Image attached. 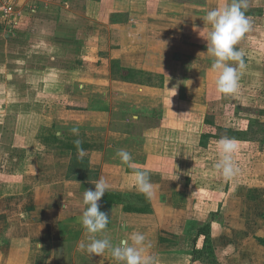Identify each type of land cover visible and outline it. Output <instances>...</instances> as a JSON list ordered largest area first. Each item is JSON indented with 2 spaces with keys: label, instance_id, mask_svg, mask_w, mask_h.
<instances>
[{
  "label": "crops",
  "instance_id": "obj_1",
  "mask_svg": "<svg viewBox=\"0 0 264 264\" xmlns=\"http://www.w3.org/2000/svg\"><path fill=\"white\" fill-rule=\"evenodd\" d=\"M228 2L16 0L19 25L0 27V264H117L107 251L78 249L87 242L83 193L100 178L110 185L98 202L110 220L99 235L113 244L140 232L160 264H204L192 253L209 223L218 262L228 251L226 264H264V184H232L203 221L188 188L216 172V154L203 162V152H217L222 137L201 119L220 99L204 91L218 74L199 32L207 11ZM248 3L252 30L237 47L261 56L264 73V0ZM118 149L132 154V167ZM255 163L264 167V156ZM133 168L149 173L150 199L136 190Z\"/></svg>",
  "mask_w": 264,
  "mask_h": 264
},
{
  "label": "clouds",
  "instance_id": "obj_2",
  "mask_svg": "<svg viewBox=\"0 0 264 264\" xmlns=\"http://www.w3.org/2000/svg\"><path fill=\"white\" fill-rule=\"evenodd\" d=\"M249 7L248 0H230L223 7L207 11L203 17L204 28L199 32L206 41L207 55L212 58L210 70L217 73L215 90L220 95H234L240 87V75L245 68V53L238 48L242 37L252 30L251 19L246 15ZM205 25L208 26L205 32ZM70 132L79 136V128L72 127ZM74 145L79 155L84 156L82 141L75 139ZM216 149L219 159L215 169L224 180L233 179L239 168L234 161V154L238 150L235 138L222 137L217 141ZM122 164L132 167V154L125 149H118L115 153ZM133 177L136 190L146 198L154 194V185L149 173L143 169L133 168ZM94 190H85L83 205L85 210L79 217V223L87 234V242H80L78 249L90 255L101 256L106 251L110 253L117 264H160L158 256L146 254L150 247L146 243L143 233L133 232L128 238L113 244L107 236H101L109 225L110 217L100 211L99 201L109 190L110 185L104 178L94 183Z\"/></svg>",
  "mask_w": 264,
  "mask_h": 264
},
{
  "label": "rangeland",
  "instance_id": "obj_3",
  "mask_svg": "<svg viewBox=\"0 0 264 264\" xmlns=\"http://www.w3.org/2000/svg\"><path fill=\"white\" fill-rule=\"evenodd\" d=\"M254 56V59L251 60L245 58L246 66L241 72L240 87L236 94L225 96L218 94L215 89L212 92H210L209 89L204 90L205 95L210 94V96L220 98L219 101L204 105L202 108L206 115L201 119V122L207 130H212L213 128V131L221 137H228L230 131L238 132L252 130L253 133L250 138L248 137V139H250L248 141L237 140L238 150L234 154V161L239 168V173L233 179L227 180L228 183L215 169L216 172L212 173V177L208 179H212L213 181L205 183L206 179L204 177H199L200 181L198 184L193 181L188 184V188L191 189L190 191L194 194L196 204L200 207V209L194 207V215L200 214L199 220L201 221L207 219L208 213L220 204V200L225 197L223 195L227 193L228 189L232 188V184L234 187L236 185H242V183L243 185L251 186L264 184L263 180L260 179L259 182H256V180H258V175L262 176L264 167L255 165L257 164L255 162L262 160L264 156V143L262 142L264 137V82H258L255 78L260 77L264 79V73L261 72L262 65L261 67L259 65L261 63V56L258 54H254ZM43 108L45 109V106ZM186 110L188 112H194L192 108H186ZM198 120L200 119L198 118ZM93 135L96 136L97 133ZM186 139L191 142L199 141V137L196 135H188ZM242 142L246 143L243 144ZM203 153V162L206 161L205 158L211 161L212 154H216V157L219 159L218 151L215 152L212 150L211 152ZM202 174L203 173H200V175ZM201 180L204 181V183H200ZM202 188H204L203 192L205 193V199L199 201L198 199L200 196L197 194V191ZM201 204H203V206ZM209 214H211V212ZM202 247L203 244L201 241L198 244V248L201 249ZM232 252L231 250L229 256L233 255ZM225 254H228V251L220 252L219 257H221L220 260L223 263L219 262V264H226L223 260V256L224 259H226Z\"/></svg>",
  "mask_w": 264,
  "mask_h": 264
},
{
  "label": "trees",
  "instance_id": "obj_4",
  "mask_svg": "<svg viewBox=\"0 0 264 264\" xmlns=\"http://www.w3.org/2000/svg\"><path fill=\"white\" fill-rule=\"evenodd\" d=\"M252 133H253L252 130H245L238 132L230 131L228 137L235 138L238 141H248L250 140L248 139V137L250 138ZM262 142L264 143V137L262 139ZM113 197L114 195H109V198H113ZM133 210L142 212V210L138 208ZM199 239H203V247L201 249L198 248L197 245ZM192 260L194 261V263L196 261H200L204 264H219L215 254L214 245L212 242V228H211V224L209 223L203 225L198 230V234L195 238V247L192 253Z\"/></svg>",
  "mask_w": 264,
  "mask_h": 264
},
{
  "label": "built area",
  "instance_id": "obj_5",
  "mask_svg": "<svg viewBox=\"0 0 264 264\" xmlns=\"http://www.w3.org/2000/svg\"><path fill=\"white\" fill-rule=\"evenodd\" d=\"M21 13L17 11L16 0H2L0 3V27L16 28Z\"/></svg>",
  "mask_w": 264,
  "mask_h": 264
}]
</instances>
